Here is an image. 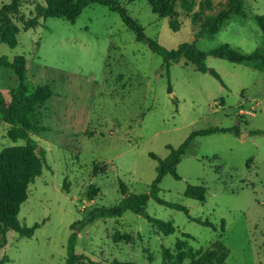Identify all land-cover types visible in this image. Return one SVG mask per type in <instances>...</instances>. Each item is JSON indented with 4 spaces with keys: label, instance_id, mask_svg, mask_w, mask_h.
Returning a JSON list of instances; mask_svg holds the SVG:
<instances>
[{
    "label": "rangeland",
    "instance_id": "1",
    "mask_svg": "<svg viewBox=\"0 0 264 264\" xmlns=\"http://www.w3.org/2000/svg\"><path fill=\"white\" fill-rule=\"evenodd\" d=\"M116 1L146 37L173 49L193 41L203 17L225 8L227 0H176L168 17L154 14L146 0ZM9 2L0 0V6ZM43 3L23 0L20 13L27 19ZM242 8L246 17L233 16L196 46L207 51L228 43L245 53L262 47L254 17L264 13V0H242ZM17 40L13 48L1 43L0 56L23 55L28 90L47 85L52 95L38 107L41 128L30 132L44 150L42 172L28 184L17 215L20 224L37 226L31 237L12 230L0 235V259L7 256L2 264H64L74 222L88 210L117 203L120 182L127 193H147L156 174L149 154L163 159L167 145L177 147L191 131L214 126H237L238 132L194 137L176 165L180 179L163 176L158 196L210 220L215 230L149 198L146 213L170 221L172 234L162 235L143 216L125 211L81 228L74 253L83 256L81 264H163L162 248L174 253L175 242L187 233L192 249L220 240L228 250L222 264H264V66L208 55L206 65L222 83L184 59L166 68L116 11L101 4L87 5L74 21L39 19L34 28L20 30ZM17 83L12 70L0 67L6 100ZM8 127L0 119V150L25 144L9 139ZM90 184L98 192L88 201ZM187 185L204 186V201L185 196Z\"/></svg>",
    "mask_w": 264,
    "mask_h": 264
},
{
    "label": "trees",
    "instance_id": "2",
    "mask_svg": "<svg viewBox=\"0 0 264 264\" xmlns=\"http://www.w3.org/2000/svg\"><path fill=\"white\" fill-rule=\"evenodd\" d=\"M23 0H10L8 4L0 6V44L4 43L10 48L17 45V34L20 30L34 28L39 23V19L47 17L62 18L67 21H74L81 13L82 9L90 4H101L110 10L116 11L123 24L134 33L137 41H141L155 54L161 56L162 66L169 63H177L184 59L189 62L196 71L208 72L221 82L220 76L206 65L208 55L220 59H226L231 63L249 62L260 63L264 66V45L256 48L253 52L245 53L240 49L232 47L228 43H222L207 51H203L196 46V40L204 36L216 34L225 21L233 16L246 17L242 8V0H227L225 8L215 14L205 15L199 24L198 30L194 34L191 42H182L176 48L167 49L157 42L148 38L144 34L143 27L135 21L124 7L116 0H44L43 4H35L33 15L25 19L20 13V6ZM151 11L158 17H168L174 13L176 0H146ZM255 21L260 27L264 38V13L256 15ZM0 67L9 68L18 79L15 87L8 91V100L5 99L0 91V119L9 127L6 136L13 142L18 139L24 140V145H12L0 150V235L12 230L23 237H31L37 224L31 227L20 224L17 219L19 208L27 198V186L33 182L35 177L42 172V161L40 155L44 150L38 146L37 142L30 137V132L40 129L38 119V107L42 105L52 95L51 89L47 85H40L28 90L25 83L26 60L23 55H15L11 60L6 56H0ZM222 83V82H221ZM171 91L170 85L167 87ZM218 132H238L237 126L232 127H208L193 130L177 147L167 145L168 155L161 159L155 154L149 156L156 161L155 177L152 180L147 193H127L124 184L119 183L120 200L110 207H95L88 210L85 216L74 222L70 228L71 233L67 240V257L64 264H81L83 256L74 253V245L77 234L86 224L99 217H120L125 211L143 216L148 222L156 227L162 235L172 234L175 227L170 221H163L149 216L145 211V205L149 198H152L160 205L183 211L190 221H194L202 226L215 230L214 224L208 219H200L189 215L186 207L168 202L158 196L159 183L166 174L172 175L175 179H180L176 173V165L185 153L191 140L196 136H207ZM256 133H261L256 131ZM96 167H94V171ZM98 188L90 184L87 189V200L94 199ZM184 195L204 201L205 187L202 185H187ZM220 230L223 231L224 221L220 222ZM181 237L175 242L174 253L168 248L163 247L161 257L163 264H222L228 250L220 240H214L206 249H192L187 247L185 239H192L187 233H182ZM124 239L129 242L128 236H117L116 241ZM187 248V249H186ZM7 260V256L0 259V264ZM110 264H122L113 260Z\"/></svg>",
    "mask_w": 264,
    "mask_h": 264
},
{
    "label": "crops",
    "instance_id": "3",
    "mask_svg": "<svg viewBox=\"0 0 264 264\" xmlns=\"http://www.w3.org/2000/svg\"><path fill=\"white\" fill-rule=\"evenodd\" d=\"M1 91V90H0ZM2 92V91H1Z\"/></svg>",
    "mask_w": 264,
    "mask_h": 264
}]
</instances>
